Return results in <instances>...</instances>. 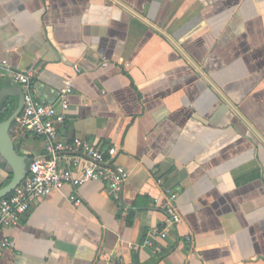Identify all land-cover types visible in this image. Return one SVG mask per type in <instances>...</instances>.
<instances>
[{
    "label": "crops",
    "instance_id": "1",
    "mask_svg": "<svg viewBox=\"0 0 264 264\" xmlns=\"http://www.w3.org/2000/svg\"><path fill=\"white\" fill-rule=\"evenodd\" d=\"M15 71L58 110L70 79L59 136L114 147L129 176L120 200L100 180L38 199L1 264H264V0H0V114L28 169L44 143Z\"/></svg>",
    "mask_w": 264,
    "mask_h": 264
},
{
    "label": "built area",
    "instance_id": "2",
    "mask_svg": "<svg viewBox=\"0 0 264 264\" xmlns=\"http://www.w3.org/2000/svg\"><path fill=\"white\" fill-rule=\"evenodd\" d=\"M75 71L79 72V68L75 67ZM30 75L21 71L10 73L11 79L23 88L18 124L23 133L31 132L43 141L44 151L31 160L21 183L0 198V232L4 227L18 226L34 202L53 190L60 191L64 185L79 186L89 180H100L107 183L112 198L120 200L123 183L129 176L128 170L114 161V147L103 150L89 141L79 138L65 140L59 136V127L65 121V111L69 109L72 81L66 80L57 94L58 110L53 103L43 102L37 97ZM68 199L73 205L79 204L74 195ZM175 200L176 193H167L157 201L165 211L167 225L180 221ZM165 231L163 228L158 233ZM156 233L157 229H152L150 235ZM190 240L186 237V241ZM145 244L151 245V240L146 239ZM12 247L13 241L0 235V258L5 249Z\"/></svg>",
    "mask_w": 264,
    "mask_h": 264
},
{
    "label": "water",
    "instance_id": "3",
    "mask_svg": "<svg viewBox=\"0 0 264 264\" xmlns=\"http://www.w3.org/2000/svg\"><path fill=\"white\" fill-rule=\"evenodd\" d=\"M20 99L22 107L23 91L21 92ZM10 126L11 125L8 121L0 122V155L5 159L7 164L12 169V179L7 186L0 190V198L6 196L11 191H13L15 187H17L21 183L27 172V169L24 168L25 163L22 164L20 161H18L17 157L15 156V148L10 135Z\"/></svg>",
    "mask_w": 264,
    "mask_h": 264
},
{
    "label": "trees",
    "instance_id": "4",
    "mask_svg": "<svg viewBox=\"0 0 264 264\" xmlns=\"http://www.w3.org/2000/svg\"><path fill=\"white\" fill-rule=\"evenodd\" d=\"M5 119V113L4 112H2L1 114H0V122H2L3 120ZM0 161H2L3 163H7L6 161H5V159L0 155Z\"/></svg>",
    "mask_w": 264,
    "mask_h": 264
}]
</instances>
